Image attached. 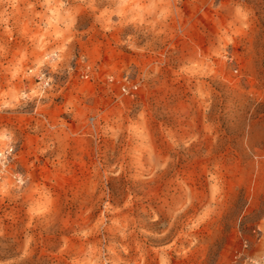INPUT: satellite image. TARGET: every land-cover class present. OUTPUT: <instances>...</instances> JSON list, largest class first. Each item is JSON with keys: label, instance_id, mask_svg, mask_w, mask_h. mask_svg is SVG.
Masks as SVG:
<instances>
[{"label": "rangeland", "instance_id": "obj_1", "mask_svg": "<svg viewBox=\"0 0 264 264\" xmlns=\"http://www.w3.org/2000/svg\"><path fill=\"white\" fill-rule=\"evenodd\" d=\"M0 152V264H264V0H0Z\"/></svg>", "mask_w": 264, "mask_h": 264}, {"label": "built area", "instance_id": "obj_2", "mask_svg": "<svg viewBox=\"0 0 264 264\" xmlns=\"http://www.w3.org/2000/svg\"><path fill=\"white\" fill-rule=\"evenodd\" d=\"M38 83H37V88H36V93L38 95H42L44 93H46V91L51 87L52 85V80L50 77H47L44 73L40 74L38 77ZM138 90V85L137 84H133L131 86H123L122 87V91L123 93L127 94V95H133L135 93V91ZM30 93H23L22 97L23 98H28ZM4 154L2 152H0V156H3Z\"/></svg>", "mask_w": 264, "mask_h": 264}]
</instances>
